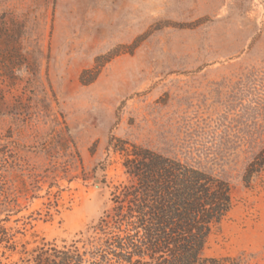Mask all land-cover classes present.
Segmentation results:
<instances>
[{
    "label": "rangeland",
    "instance_id": "obj_1",
    "mask_svg": "<svg viewBox=\"0 0 264 264\" xmlns=\"http://www.w3.org/2000/svg\"><path fill=\"white\" fill-rule=\"evenodd\" d=\"M2 30L0 174L17 211L4 226L18 233L0 264L98 222L126 181L113 138L227 181L232 208L203 254L264 264V167L242 181L264 147V0H0Z\"/></svg>",
    "mask_w": 264,
    "mask_h": 264
},
{
    "label": "trees",
    "instance_id": "obj_2",
    "mask_svg": "<svg viewBox=\"0 0 264 264\" xmlns=\"http://www.w3.org/2000/svg\"><path fill=\"white\" fill-rule=\"evenodd\" d=\"M5 35L6 31L2 30L1 42H5ZM94 65L92 70L81 73V84H90L98 75V59ZM90 73L92 77L87 79ZM110 146L121 156L126 181L114 187L109 208L77 240L60 243L41 240L30 250L23 247L22 262L239 264L234 258H208L203 254L209 236L232 208L227 181L187 162L124 140L113 138ZM75 155L81 166L79 155ZM263 167L264 147L244 168L243 183L248 185ZM54 200L47 204L46 217H50L51 208L57 206ZM14 202L0 174V249L9 251L16 250L14 239L18 232L12 233L4 223L17 212Z\"/></svg>",
    "mask_w": 264,
    "mask_h": 264
}]
</instances>
